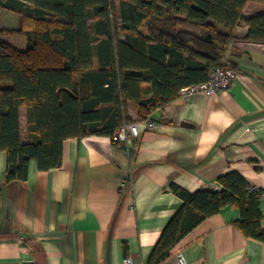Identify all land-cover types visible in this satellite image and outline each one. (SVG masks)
Masks as SVG:
<instances>
[{"label": "crops", "instance_id": "obj_1", "mask_svg": "<svg viewBox=\"0 0 264 264\" xmlns=\"http://www.w3.org/2000/svg\"><path fill=\"white\" fill-rule=\"evenodd\" d=\"M264 14L251 2L247 18ZM94 25V20H91ZM5 39L25 51L24 18L2 11ZM240 26L224 64L236 71L218 95L181 97L163 120L139 121L140 136L124 146L93 136L64 143L61 168L41 171L32 162L27 182H7L8 155L0 157V264H150L165 228L183 207L175 192L222 191L218 179L238 171L264 192V44L245 40ZM20 38V39H17ZM28 109L21 110L28 141ZM264 217V199L261 204ZM227 207L190 232L164 264H264V242L248 239ZM264 229V219L262 221Z\"/></svg>", "mask_w": 264, "mask_h": 264}, {"label": "trees", "instance_id": "obj_2", "mask_svg": "<svg viewBox=\"0 0 264 264\" xmlns=\"http://www.w3.org/2000/svg\"><path fill=\"white\" fill-rule=\"evenodd\" d=\"M264 0H0L2 11L24 18L25 51L0 28V157L8 155L7 182H27L32 162L41 171L61 168L64 143L110 137L139 121L163 120L183 89L210 79L237 39L264 44V14L247 18ZM94 20V25H91ZM28 109V141L21 110ZM169 123V122H166ZM222 191L194 193L175 186L183 207L159 239L150 264H164L182 240L227 207L248 239L264 242L261 204L238 171L218 179Z\"/></svg>", "mask_w": 264, "mask_h": 264}, {"label": "built area", "instance_id": "obj_3", "mask_svg": "<svg viewBox=\"0 0 264 264\" xmlns=\"http://www.w3.org/2000/svg\"><path fill=\"white\" fill-rule=\"evenodd\" d=\"M237 78V73L229 67H218L216 68L210 76V79L202 84L193 85L191 87L185 88L181 92V97L189 99L198 95L214 96L221 92L229 89L231 85ZM149 128L155 126L153 120H148ZM140 124L132 123L124 126L120 129L116 135L115 140L120 142H129L130 138L140 136ZM124 264H133V259L128 257L124 260ZM178 264H189V262L180 255L178 257Z\"/></svg>", "mask_w": 264, "mask_h": 264}, {"label": "rangeland", "instance_id": "obj_4", "mask_svg": "<svg viewBox=\"0 0 264 264\" xmlns=\"http://www.w3.org/2000/svg\"><path fill=\"white\" fill-rule=\"evenodd\" d=\"M17 39H20V38H17Z\"/></svg>", "mask_w": 264, "mask_h": 264}]
</instances>
